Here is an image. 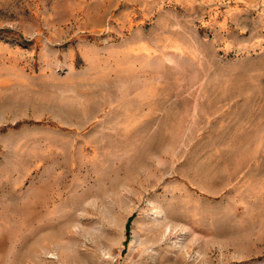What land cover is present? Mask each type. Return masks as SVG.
<instances>
[{
	"label": "rangeland",
	"instance_id": "obj_1",
	"mask_svg": "<svg viewBox=\"0 0 264 264\" xmlns=\"http://www.w3.org/2000/svg\"><path fill=\"white\" fill-rule=\"evenodd\" d=\"M0 264H264V0H0Z\"/></svg>",
	"mask_w": 264,
	"mask_h": 264
},
{
	"label": "bare ground",
	"instance_id": "obj_2",
	"mask_svg": "<svg viewBox=\"0 0 264 264\" xmlns=\"http://www.w3.org/2000/svg\"><path fill=\"white\" fill-rule=\"evenodd\" d=\"M158 215H159V214H158ZM159 218H162V217L159 216ZM47 253H48L47 258H50V259H57V255H56V254H54V253H49V252H47Z\"/></svg>",
	"mask_w": 264,
	"mask_h": 264
}]
</instances>
